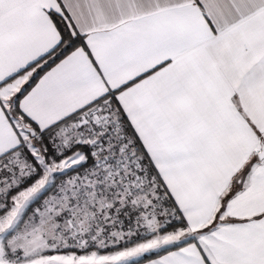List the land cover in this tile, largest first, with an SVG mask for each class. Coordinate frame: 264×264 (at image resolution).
<instances>
[{
    "label": "snow or ice",
    "instance_id": "1",
    "mask_svg": "<svg viewBox=\"0 0 264 264\" xmlns=\"http://www.w3.org/2000/svg\"><path fill=\"white\" fill-rule=\"evenodd\" d=\"M0 264H264V0H0Z\"/></svg>",
    "mask_w": 264,
    "mask_h": 264
},
{
    "label": "crops",
    "instance_id": "2",
    "mask_svg": "<svg viewBox=\"0 0 264 264\" xmlns=\"http://www.w3.org/2000/svg\"><path fill=\"white\" fill-rule=\"evenodd\" d=\"M154 258V257H153Z\"/></svg>",
    "mask_w": 264,
    "mask_h": 264
}]
</instances>
